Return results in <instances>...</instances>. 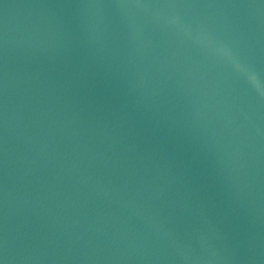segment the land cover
<instances>
[{
	"label": "water",
	"instance_id": "1",
	"mask_svg": "<svg viewBox=\"0 0 264 264\" xmlns=\"http://www.w3.org/2000/svg\"><path fill=\"white\" fill-rule=\"evenodd\" d=\"M0 264H264V0H0Z\"/></svg>",
	"mask_w": 264,
	"mask_h": 264
}]
</instances>
